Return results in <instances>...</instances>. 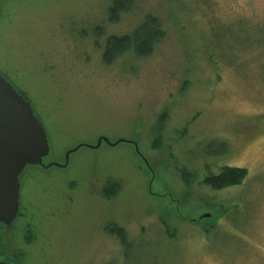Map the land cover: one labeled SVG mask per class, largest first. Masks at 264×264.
Listing matches in <instances>:
<instances>
[{"label": "rangeland", "instance_id": "obj_1", "mask_svg": "<svg viewBox=\"0 0 264 264\" xmlns=\"http://www.w3.org/2000/svg\"><path fill=\"white\" fill-rule=\"evenodd\" d=\"M113 1L0 0V74L43 124L45 162L124 140L82 147L65 168L27 166L20 215L0 229L7 251L18 264H264V0H184L174 15L137 0L110 23ZM147 13L168 33L154 53L105 64L94 28L129 33ZM212 139L229 153L207 156ZM224 165L249 175L202 184Z\"/></svg>", "mask_w": 264, "mask_h": 264}, {"label": "water", "instance_id": "obj_2", "mask_svg": "<svg viewBox=\"0 0 264 264\" xmlns=\"http://www.w3.org/2000/svg\"><path fill=\"white\" fill-rule=\"evenodd\" d=\"M123 141L101 138L96 145L80 144L66 153L64 164L46 163L50 145L43 124L26 97L0 74V225L12 227L19 215L20 175L27 166L65 168L71 153L82 146L97 149L103 142L116 146ZM136 150L139 152L137 145ZM210 216V213L203 215ZM0 264L9 263L0 259Z\"/></svg>", "mask_w": 264, "mask_h": 264}, {"label": "trees", "instance_id": "obj_3", "mask_svg": "<svg viewBox=\"0 0 264 264\" xmlns=\"http://www.w3.org/2000/svg\"><path fill=\"white\" fill-rule=\"evenodd\" d=\"M176 9L173 10L172 14L178 10L189 11L190 7L184 5V0H167ZM137 0H114L112 6L109 9V22L119 23L122 16L126 13L132 12ZM186 2V0H185ZM181 8V9H180ZM180 12V11H178ZM141 21L130 31L129 33L117 34V33H107L106 28L102 26H97L94 28L95 40L102 38L104 40V47L102 53V60L105 64L110 65L124 53L131 51L133 58L135 59H145L151 56L158 43L167 37V30L163 26L162 20L153 14H145L142 16ZM22 93L21 91H19ZM23 94V93H22ZM28 100L27 96L23 94ZM167 117L168 111L164 113ZM164 116V115H163ZM162 116V117H163ZM162 124L164 123V118H161ZM158 131H162V128H158ZM206 146V147H205ZM207 156H220L229 153L228 142L220 139H212L210 141H203L201 150ZM184 179L187 184L190 183L188 178V171L184 172ZM249 171L245 167H234V166H222L218 173L209 172L202 180V184L209 186L212 190L220 191L234 186L241 185L247 176ZM114 194L118 191V184H112L110 186ZM212 207V205H211ZM211 215L210 217H212ZM202 218L192 222H199ZM216 222V220H214ZM214 226L215 223L211 222ZM108 229L114 235H118L122 243L129 244L127 233L124 228L114 224H111ZM169 237L176 238L177 232L172 231L168 228Z\"/></svg>", "mask_w": 264, "mask_h": 264}, {"label": "flooded vegetation", "instance_id": "obj_4", "mask_svg": "<svg viewBox=\"0 0 264 264\" xmlns=\"http://www.w3.org/2000/svg\"><path fill=\"white\" fill-rule=\"evenodd\" d=\"M82 147H85V146H82ZM19 215H20V212H19ZM19 215H18V217H19ZM13 225H14V223H13ZM13 225H12V227H13ZM12 227L8 228L4 225H0V229H11ZM0 259L5 260L9 264H18L17 259L14 256H11L10 253L7 251L5 241L2 238L1 233H0Z\"/></svg>", "mask_w": 264, "mask_h": 264}]
</instances>
